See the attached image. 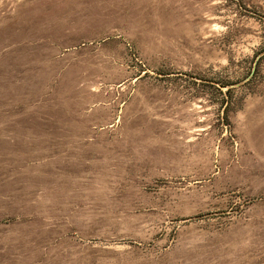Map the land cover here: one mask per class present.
<instances>
[{
	"label": "rangeland",
	"instance_id": "obj_1",
	"mask_svg": "<svg viewBox=\"0 0 264 264\" xmlns=\"http://www.w3.org/2000/svg\"><path fill=\"white\" fill-rule=\"evenodd\" d=\"M0 264H264V0H0Z\"/></svg>",
	"mask_w": 264,
	"mask_h": 264
}]
</instances>
